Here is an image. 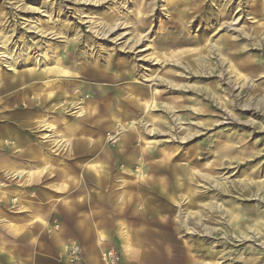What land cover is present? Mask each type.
<instances>
[{"label": "rangeland", "instance_id": "374dc122", "mask_svg": "<svg viewBox=\"0 0 264 264\" xmlns=\"http://www.w3.org/2000/svg\"><path fill=\"white\" fill-rule=\"evenodd\" d=\"M95 255L264 264V0H0V264Z\"/></svg>", "mask_w": 264, "mask_h": 264}, {"label": "crops", "instance_id": "0c3cea01", "mask_svg": "<svg viewBox=\"0 0 264 264\" xmlns=\"http://www.w3.org/2000/svg\"><path fill=\"white\" fill-rule=\"evenodd\" d=\"M129 94H130V92H129ZM131 97V96H130ZM87 147V148H86ZM91 146L90 145H87L86 146V144H83V151L81 152V153H83V152H86V151H89L90 153H92V150H91ZM84 149H86V151L84 150ZM80 153V154H81ZM86 153H88V152H86ZM80 154H78V155H76V156H74V157H76L77 159H80L81 160V158L82 157H80ZM94 161H96V159L95 160H92V161H90L89 163L88 162H83L82 164H84V166H82L81 168H84V171H92L93 170V168H90V167H88L89 169H87V167H85V165L86 164H93V162ZM93 178H98L95 174H94V172H93ZM75 205H79V204H77V203H75ZM72 206H73V204H72ZM122 226V225H121ZM123 233V232H122ZM124 236L125 237H127V235L125 234V235H123V234H121V233H119V237L121 238L120 240H121V242H120V247L122 248V246H121V243L123 242V238H124ZM58 241V240H57ZM131 241H132V239H131ZM130 240H129V242H131ZM97 242H98V244H101V245H104L106 242H105V239H104V237H103V235H102V233H100V232H97ZM123 250V249H122ZM66 251V248H65V246H64V248H63V253ZM131 251H132V249H131ZM134 251H135V249H134ZM124 253V252H123ZM91 259H92V263L93 264H99L98 263V257H97V255H95V256H91ZM103 264V263H102Z\"/></svg>", "mask_w": 264, "mask_h": 264}, {"label": "bare ground", "instance_id": "6f19581e", "mask_svg": "<svg viewBox=\"0 0 264 264\" xmlns=\"http://www.w3.org/2000/svg\"><path fill=\"white\" fill-rule=\"evenodd\" d=\"M232 21V20H231ZM218 22V21H217ZM219 25H221L220 24V22L218 23V25L217 26H219ZM216 31V30H215ZM34 62V61H33ZM35 62H37V61H35ZM34 62V63H35ZM40 63H41V61H40ZM39 63V64H40ZM8 64H10L11 66L10 67H12V70L13 71H15V67L12 65V61H9V63ZM37 64V63H36ZM21 65H22V63H21ZM47 68V67H46ZM44 71V70H43ZM42 123H44V121H42ZM80 137H83V135L81 134V135H79ZM96 141V140H95ZM37 169H40V168H37ZM14 171H12L11 173H13ZM22 172L23 171H20V173H18V175H20V174H22ZM28 175L30 174L29 172L27 173ZM120 205H123V201H122V199H121V203H120ZM121 234H123V235H125L124 233H122V232H120ZM124 245L122 246V248H124V256H128V247H129V243H128V237H125L124 236V238H123V242H122ZM126 247V248H125Z\"/></svg>", "mask_w": 264, "mask_h": 264}, {"label": "built area", "instance_id": "2783aa9c", "mask_svg": "<svg viewBox=\"0 0 264 264\" xmlns=\"http://www.w3.org/2000/svg\"><path fill=\"white\" fill-rule=\"evenodd\" d=\"M113 252L112 251H108V252H106L104 255H103V258L104 259H109V260H111V259H113Z\"/></svg>", "mask_w": 264, "mask_h": 264}]
</instances>
